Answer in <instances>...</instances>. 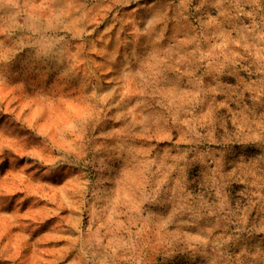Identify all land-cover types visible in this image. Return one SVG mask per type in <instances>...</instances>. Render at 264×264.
<instances>
[{"label":"clouds","instance_id":"9594fccd","mask_svg":"<svg viewBox=\"0 0 264 264\" xmlns=\"http://www.w3.org/2000/svg\"><path fill=\"white\" fill-rule=\"evenodd\" d=\"M0 264H264V0H0Z\"/></svg>","mask_w":264,"mask_h":264}]
</instances>
